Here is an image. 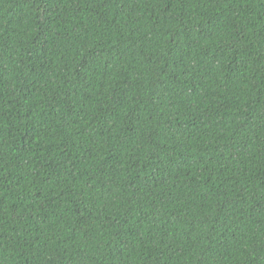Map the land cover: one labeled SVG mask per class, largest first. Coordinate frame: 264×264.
Listing matches in <instances>:
<instances>
[{
	"label": "trees",
	"instance_id": "1",
	"mask_svg": "<svg viewBox=\"0 0 264 264\" xmlns=\"http://www.w3.org/2000/svg\"><path fill=\"white\" fill-rule=\"evenodd\" d=\"M0 264H264V0H0Z\"/></svg>",
	"mask_w": 264,
	"mask_h": 264
}]
</instances>
